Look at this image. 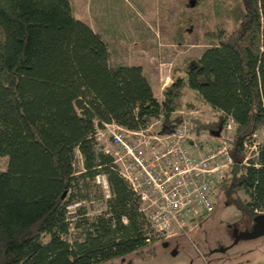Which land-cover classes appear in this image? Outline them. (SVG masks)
<instances>
[{
    "label": "trees",
    "instance_id": "trees-1",
    "mask_svg": "<svg viewBox=\"0 0 264 264\" xmlns=\"http://www.w3.org/2000/svg\"><path fill=\"white\" fill-rule=\"evenodd\" d=\"M222 12L233 28L183 56L155 95L139 64L108 63L105 41L72 14L70 0H0V264H92L141 249L136 195L92 133L103 121L137 128L152 119L168 130L187 91L220 111L212 125L191 119L192 131H215L225 113L234 122L216 190L246 222L253 207L264 208V0H235ZM254 130L262 141L243 163ZM99 171L109 192L101 210L89 215L77 203L69 213Z\"/></svg>",
    "mask_w": 264,
    "mask_h": 264
},
{
    "label": "rangeland",
    "instance_id": "rangeland-1",
    "mask_svg": "<svg viewBox=\"0 0 264 264\" xmlns=\"http://www.w3.org/2000/svg\"><path fill=\"white\" fill-rule=\"evenodd\" d=\"M234 2L235 0H70L72 14L87 22L105 41L108 63L139 64L157 95H160V87L170 80L172 70L183 68V56L198 55L204 46L216 41L218 35L233 28L235 22L222 12V8ZM188 93L180 95L173 112L179 113L178 110H181V117L187 118V121L196 117L210 125L218 121L220 111L195 101ZM187 99L190 100V105H186ZM156 121L152 120L149 129L158 128L159 121ZM208 126L200 128L199 133L210 134ZM5 160L6 156L0 154V169L4 167ZM73 165L77 169L80 167L77 151ZM95 179L93 177L89 181L88 187L84 189V197L79 202L89 215L99 212L104 205L105 190L102 180L99 176ZM239 194L243 195L240 191ZM224 201L223 194L218 190L214 206L219 208L220 216L232 218L236 211L232 205H225ZM76 205L67 208L73 211ZM213 217V213H207L191 220L189 224L205 223L208 219L212 221ZM187 225L188 223L185 224ZM215 230L211 234H217ZM225 234L226 237L222 239L224 242L230 238L227 230ZM74 236L76 229L69 227L68 237ZM44 238L45 235L42 236ZM196 240H199V236L196 238L192 233H182L167 239V243L154 241L139 255L125 253L111 257L103 264H264V233L242 237L235 242L230 240L231 245L225 251L215 250L206 254ZM223 241L220 239L215 243ZM213 243V240L210 241V244ZM175 246L178 252L173 253Z\"/></svg>",
    "mask_w": 264,
    "mask_h": 264
},
{
    "label": "built area",
    "instance_id": "built-area-1",
    "mask_svg": "<svg viewBox=\"0 0 264 264\" xmlns=\"http://www.w3.org/2000/svg\"><path fill=\"white\" fill-rule=\"evenodd\" d=\"M186 119L181 117L168 130H159V126L149 129L157 119L137 128L103 121L92 133L97 147L111 157L110 166L136 195V209L145 224L144 240L169 237L184 224L209 213L217 195L215 187L231 162L234 122L228 114H223L217 134L192 131ZM261 141L259 131L251 132L243 142L241 162L247 163L256 155ZM97 176L105 198L109 194L105 173L96 172L94 179Z\"/></svg>",
    "mask_w": 264,
    "mask_h": 264
},
{
    "label": "flooded vegetation",
    "instance_id": "flooded-vegetation-1",
    "mask_svg": "<svg viewBox=\"0 0 264 264\" xmlns=\"http://www.w3.org/2000/svg\"><path fill=\"white\" fill-rule=\"evenodd\" d=\"M223 198H224V196H223ZM223 203H225V205H227V204L232 205V207L236 211V214L232 218L220 216L219 208H216L217 207V205H216V206H213L212 210L209 212L211 214L213 213L214 217H213L212 221L210 219H208L207 221H205V223L201 222L197 225L195 223L189 224L190 222H188L187 226H185V224H184L180 230H177L173 235H170L169 237L160 238V239L145 240L147 243L144 244L141 249H137V250L129 251V252H125V253H135V254L139 255L140 253H142L144 248L148 247V245L153 243L154 241L161 240V243H167V239L177 237V235H180L182 233L183 234L192 233L193 237H196V238H198V236H199V240H196V241H197L198 245L201 246L202 250H204L205 254L210 253V252L215 251V250L216 251L219 250L221 252L225 251L231 245V241L235 242L239 238H242V237H237L235 240H233V236H236L239 231L249 229L251 226V223H252V216L254 215V213H256L258 211H262V210H264V208L259 209V208L253 207L252 208L253 214L251 215V220H250V222H246L247 220H245V218L241 216V212H239V209L234 207V205L232 203H228L225 201ZM199 217H201V216H199ZM199 217H197V218H199ZM214 230L217 233L215 235H214V232L211 234V232ZM226 230H227V233H229L230 238L224 242L222 239H224V237H226V234H225ZM220 239L223 242L216 244L215 241H220ZM212 240L214 241V243L210 244V241H212ZM172 252L173 253L178 252V249L176 246L173 247ZM125 253H123V254H125ZM123 254H120V255H123ZM120 255H117V256H120ZM105 261L92 263V264H103V263H105Z\"/></svg>",
    "mask_w": 264,
    "mask_h": 264
},
{
    "label": "water",
    "instance_id": "water-1",
    "mask_svg": "<svg viewBox=\"0 0 264 264\" xmlns=\"http://www.w3.org/2000/svg\"><path fill=\"white\" fill-rule=\"evenodd\" d=\"M219 126L215 131L211 132L212 134H217ZM264 233V210L254 213L252 216V223L249 229L239 231L236 236H233V240L237 237H254Z\"/></svg>",
    "mask_w": 264,
    "mask_h": 264
},
{
    "label": "crops",
    "instance_id": "crops-1",
    "mask_svg": "<svg viewBox=\"0 0 264 264\" xmlns=\"http://www.w3.org/2000/svg\"><path fill=\"white\" fill-rule=\"evenodd\" d=\"M152 88V87H151ZM153 90V89H152ZM154 92V91H153ZM154 94H155V92H154ZM155 95H157V94H155Z\"/></svg>",
    "mask_w": 264,
    "mask_h": 264
}]
</instances>
